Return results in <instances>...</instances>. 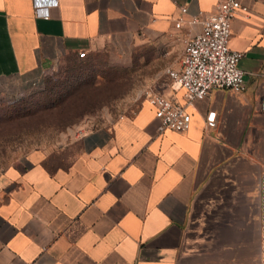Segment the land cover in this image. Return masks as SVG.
<instances>
[{
	"label": "crops",
	"instance_id": "crops-1",
	"mask_svg": "<svg viewBox=\"0 0 264 264\" xmlns=\"http://www.w3.org/2000/svg\"><path fill=\"white\" fill-rule=\"evenodd\" d=\"M57 2L45 19L32 0H0V104L43 87L81 50L124 60L151 45L165 68L176 67L200 30L191 16L213 12L218 0ZM239 2L229 46L242 52L244 91L215 89L187 103L163 72L156 91L185 106L186 131H159L145 98L85 133L67 164L50 167L32 151L4 169L0 264H262L264 0Z\"/></svg>",
	"mask_w": 264,
	"mask_h": 264
},
{
	"label": "rangeland",
	"instance_id": "rangeland-1",
	"mask_svg": "<svg viewBox=\"0 0 264 264\" xmlns=\"http://www.w3.org/2000/svg\"><path fill=\"white\" fill-rule=\"evenodd\" d=\"M166 62L151 45L118 60L109 50L71 58L55 67L43 87L0 104V172L43 151L50 167L67 164L82 136L131 114L156 91Z\"/></svg>",
	"mask_w": 264,
	"mask_h": 264
},
{
	"label": "built area",
	"instance_id": "built-area-1",
	"mask_svg": "<svg viewBox=\"0 0 264 264\" xmlns=\"http://www.w3.org/2000/svg\"><path fill=\"white\" fill-rule=\"evenodd\" d=\"M57 3V0H32L34 14L46 19L49 17L48 9ZM240 8L239 0H218L213 12H198L191 16L189 23L199 24L200 30L186 40L178 65L164 70L172 86L184 90L187 103L204 99L215 89L244 91V72L238 66L242 52L229 46L231 23ZM180 11L184 15L187 9L180 7ZM182 22L183 18L179 17L176 27H180ZM85 55L84 50L78 53L80 58ZM145 94L154 108L159 131L184 132L189 128L191 116L183 104L157 91H145ZM260 109L264 111V98L260 101ZM214 116V112L207 116L209 125L213 124ZM259 201L260 260L264 264V174L259 181Z\"/></svg>",
	"mask_w": 264,
	"mask_h": 264
}]
</instances>
